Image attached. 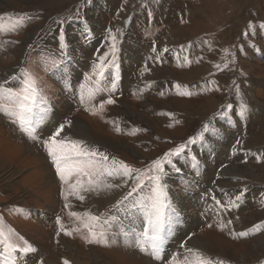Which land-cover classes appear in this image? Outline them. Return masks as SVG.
<instances>
[{
    "label": "rangeland",
    "instance_id": "374dc122",
    "mask_svg": "<svg viewBox=\"0 0 264 264\" xmlns=\"http://www.w3.org/2000/svg\"><path fill=\"white\" fill-rule=\"evenodd\" d=\"M0 24V85L19 93L30 75L46 110L35 139L0 110V259L6 243L27 241L36 251L12 252L15 264H185L196 259L187 248L211 264L264 262V0H0ZM65 120L58 139L140 169L141 179L204 124L216 129L163 162L175 212L166 210L155 247L145 235L147 181L115 207L132 177L81 191L83 201L70 185L84 178L61 181L43 141ZM86 211L99 217L94 237L70 215Z\"/></svg>",
    "mask_w": 264,
    "mask_h": 264
},
{
    "label": "snow or ice",
    "instance_id": "6c2138e0",
    "mask_svg": "<svg viewBox=\"0 0 264 264\" xmlns=\"http://www.w3.org/2000/svg\"><path fill=\"white\" fill-rule=\"evenodd\" d=\"M26 17L27 13L21 14L19 19L15 20L11 28L7 30H14L17 26L23 23ZM249 27H251V24ZM0 31H5L2 24H0ZM110 32L111 30H109V33ZM63 36L64 33L61 32V37ZM112 39L114 40V37H112ZM57 42L61 50L67 47V44L64 43L63 40H58ZM111 51L113 54L116 51L114 43ZM105 55H107V53ZM237 95H239L238 89ZM0 98L6 100V103L0 104V110L10 112V114L15 115L21 126V130L27 132L33 139H35L36 137L33 135V125L43 123L46 115V110L44 112H41L40 110V105L43 103V97L40 96L35 79L29 75L27 86L19 93L7 92L3 89V86L0 85ZM106 102L108 104L114 103L112 99H108ZM102 107L103 105H101V108ZM232 107L233 105L228 104L216 115L227 116L228 113L226 109H231ZM247 110L246 104H240L238 114L240 116H244ZM71 123V120H65L55 128L47 140L43 141L47 154L51 158L52 164L55 166L56 173L59 175L61 181H65L68 176L73 174L84 178L78 179L75 184L70 185L73 190V194L77 195V197L83 201L85 196L80 194L81 191L85 193L98 192L101 190L121 187V184L111 183L109 178L132 177L135 179L136 183L125 193L124 196L120 198V200L116 201V204L113 205V207L121 205L125 201H129L130 198L137 194L138 190L143 191L142 185H144L145 181H147V183L152 187L150 189L151 195L142 202L147 221L145 224V235L149 232L151 233L150 240L152 242V246L155 247L156 241L159 240L160 233L167 223L166 210L171 209V211L175 212V209L171 208V202L167 198V185L163 183L166 175L164 173L163 162L171 165V157L178 156L186 148H188L189 145H193L197 141L202 140L204 133L216 131V129L210 128L208 123L204 124L202 132L197 134V136L189 138L184 144L177 146L175 149L169 150V152L164 154V157L154 160L150 168L147 170V174L143 179H141L140 169H133L127 164H124L122 161L118 162L115 160H113L112 164L109 166L107 164V156L103 153H98L95 150L82 148L81 145L83 142L69 141L67 137L58 139V137L62 136L65 127L70 126ZM236 144L240 145L241 141L237 140ZM232 150L235 152L236 148L234 147ZM97 156L100 157L99 161L96 160ZM259 159L260 157H257V160ZM174 170L177 173L181 171L178 167H174ZM85 183L87 187H85ZM125 183H127V181H125ZM130 202L133 207L136 206V201L133 200ZM65 207H67V205H65ZM70 215L81 220L82 227L87 230L89 237L95 236L96 223L99 221L98 216L92 215L87 211L84 213L72 212ZM56 223L60 226L61 231H65L66 235H71V232L64 230L59 216L56 218ZM228 223L230 224L231 221ZM234 235L243 237L247 235V233L240 232ZM2 236L3 233L0 231V237ZM21 239L23 238L21 237ZM89 242L91 243L93 240L90 239ZM181 246L183 247L184 245L182 244ZM5 249L8 252V257L6 259H0V264H15V258L12 256V252L14 251L18 250L20 253L36 251V249L27 241H24L23 247L6 243ZM141 250H143V248ZM187 252L194 255L196 259L194 261H190L186 257L185 264H211V260H205L204 254L200 253L198 249L189 248L187 249ZM156 258L159 257L157 256ZM64 264H68V261H65ZM217 264H225V262L217 261ZM262 264H264V262H262Z\"/></svg>",
    "mask_w": 264,
    "mask_h": 264
},
{
    "label": "bare ground",
    "instance_id": "6f19581e",
    "mask_svg": "<svg viewBox=\"0 0 264 264\" xmlns=\"http://www.w3.org/2000/svg\"><path fill=\"white\" fill-rule=\"evenodd\" d=\"M187 81V80H186ZM236 169V166H233V167H231L230 169H226L224 172L227 174V173H229V172H231V173H234V170ZM249 170H250V168H249ZM228 176V175H227ZM93 199V198H92ZM96 200V199H95ZM192 240V239H191ZM199 242V241H198ZM188 249V248H187ZM90 255V254H89ZM92 255V254H91ZM184 255V254H183ZM87 256V255H86ZM76 260V259H75ZM92 260H93V258H92ZM94 262V261H93ZM87 263V262H86ZM81 264V263H80Z\"/></svg>",
    "mask_w": 264,
    "mask_h": 264
}]
</instances>
